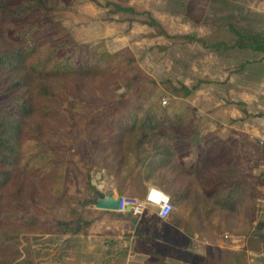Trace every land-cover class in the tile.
I'll list each match as a JSON object with an SVG mask.
<instances>
[{"label":"rangeland","instance_id":"374dc122","mask_svg":"<svg viewBox=\"0 0 264 264\" xmlns=\"http://www.w3.org/2000/svg\"><path fill=\"white\" fill-rule=\"evenodd\" d=\"M97 1L99 4L78 0L73 7L57 3V17L74 41L87 47L100 45L110 53L122 52L132 56L141 71L158 84L154 94L143 103L145 109L157 104L162 109L174 108L179 114H189L190 121L195 122L201 135L214 134L220 138L217 143L224 148L216 151L220 158L228 159L231 167H237L238 171L252 175L248 178L255 189L257 209L253 219L252 215L237 211L229 214L216 208L206 210L202 202L204 195L200 194L203 188L197 183L191 182L190 193L184 198L173 196L176 200L174 211L159 228L165 237L172 226V241L158 245L159 256L166 264H190L189 252L206 254L210 251L223 258L225 251L245 253L250 250L253 253L248 256L245 253L242 264H264L262 243L252 244L255 250H251L249 243L250 238L258 239L257 226L264 223V54L224 45L213 47L219 42L228 46L236 42L237 36L231 27L245 35L264 36V0ZM107 2L132 7L136 13H115L112 5H105ZM150 16L167 35L156 34L154 27L139 22ZM186 35L197 40L188 41ZM181 85L191 89V93L186 95L179 90ZM83 88L76 97L68 98L63 110L76 114V118L82 117L70 108L73 102L80 100L81 105L95 115L93 124L82 117L80 129L78 123H69L68 114L64 113L60 119L49 120L52 131L47 126L45 129L51 142L60 149L71 151L66 154V176L61 182L62 187L60 182L54 186L60 187L61 192H44L42 185L50 180H44L46 177L41 174L28 175L24 179L25 184L40 193L38 203L31 211L41 218L66 221L75 217L79 212L73 204L70 205L73 202L69 198L80 190V194L84 193L90 170L85 165V155L92 152L94 163L100 165L112 158L108 150L95 147L93 142L104 139L99 120L112 112L109 98L125 93L126 89L119 86L112 93L113 82L101 84L99 80L85 84ZM128 98L129 105L139 102L134 93H128ZM173 129L183 130L175 124ZM219 171L223 172L222 169ZM205 189L208 191L207 187ZM62 191L66 196L61 195ZM166 193L172 196L171 192ZM193 193L200 194L198 201L192 199ZM46 235L49 234L30 236L34 264H74L69 248L65 251L59 249L58 237L43 241Z\"/></svg>","mask_w":264,"mask_h":264},{"label":"trees","instance_id":"16d2710c","mask_svg":"<svg viewBox=\"0 0 264 264\" xmlns=\"http://www.w3.org/2000/svg\"><path fill=\"white\" fill-rule=\"evenodd\" d=\"M77 1L0 0V264H34L30 236L68 231V223L62 219L48 220L32 214L31 208L38 203L40 193L25 184L24 179L41 174L46 177L44 180H50L42 185L44 192H61L60 187L54 186L60 182L62 187L66 154L71 151L51 142L45 129L47 126L52 131L49 120L60 119L64 113L68 114V122L78 123L80 129L82 117L93 124L95 115L80 100L70 105L80 113L79 118L65 112L63 105L94 80L101 84L112 81V93L119 86L126 89L125 93L109 98L112 112L99 120L104 139L95 140V147L108 150L111 160L118 165L134 157L136 164L144 167L146 179L172 193L174 205L173 196L189 195L192 182L203 188L200 194L204 195L202 202L206 210L216 208L229 214L237 211L252 215L253 219L257 209L255 189L248 178L252 175L238 171L228 159L220 158L216 152L224 149L217 143L220 138L214 134L201 135L195 122L190 121V115L179 114L174 108L166 110L154 104L145 109L143 103L154 94L158 84L141 71L129 54L110 53L100 45L87 47L74 41L57 17L55 7L58 2L73 7ZM90 1L99 4L97 0ZM105 5H112L115 13H136L132 7L118 3ZM139 22L154 27L156 34L167 35L151 16ZM231 30L237 36L234 44L219 42L213 47L224 45L264 54L263 35H245L232 27ZM185 38L197 40L192 35ZM179 90L186 95L191 93L185 85ZM130 92L139 97L135 105L128 104ZM174 124L183 130L175 131ZM93 159L94 154L88 151L85 165L89 169L93 168ZM63 194L66 196L62 191ZM200 194H191L192 199L198 201ZM69 199L82 205L91 203L90 199L76 195ZM263 227L264 223L257 226V240L250 238L251 250H255L252 244L260 242L264 252V232H260ZM222 254L223 258H218L210 251L189 252L188 259L192 264H242L246 257L244 252ZM214 259L217 260L213 263ZM145 264L166 263L157 257Z\"/></svg>","mask_w":264,"mask_h":264},{"label":"crops","instance_id":"0c3cea01","mask_svg":"<svg viewBox=\"0 0 264 264\" xmlns=\"http://www.w3.org/2000/svg\"><path fill=\"white\" fill-rule=\"evenodd\" d=\"M151 186L158 187L146 179L144 167L136 164L134 157L124 165H118L112 160L103 162L102 165L94 163L93 168L88 171L84 193L80 194V190L76 194L78 197L90 199L91 203H71L79 213L66 220L68 231L58 233L59 235H46L43 241L58 237L59 249L65 251L69 248V254L75 260L74 264H145L157 257L164 261L157 248L160 244L167 245L172 241V226L165 237L159 232L161 223L167 220H160L152 210H146L138 217H131L136 219L134 225L132 219H127L126 215L95 208L96 190L115 196L143 198ZM262 191L264 194V186ZM262 203L264 207V202ZM262 217L264 218V213ZM245 253L248 256L253 251L246 250Z\"/></svg>","mask_w":264,"mask_h":264},{"label":"built area","instance_id":"2783aa9c","mask_svg":"<svg viewBox=\"0 0 264 264\" xmlns=\"http://www.w3.org/2000/svg\"><path fill=\"white\" fill-rule=\"evenodd\" d=\"M117 199L119 204L115 212L119 215L129 214L131 217H138L146 210H152L160 220L164 221L174 211L170 195L156 186L149 187L143 198L117 195Z\"/></svg>","mask_w":264,"mask_h":264},{"label":"water","instance_id":"95a60500","mask_svg":"<svg viewBox=\"0 0 264 264\" xmlns=\"http://www.w3.org/2000/svg\"><path fill=\"white\" fill-rule=\"evenodd\" d=\"M95 194L97 196L96 202H95V208L101 209V210H108L115 212L118 209L119 201L117 199V196L111 195L110 193L104 194L98 190L95 191ZM127 219H130L131 216L129 214L126 215ZM133 224H136V219L131 218Z\"/></svg>","mask_w":264,"mask_h":264}]
</instances>
